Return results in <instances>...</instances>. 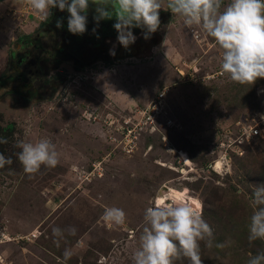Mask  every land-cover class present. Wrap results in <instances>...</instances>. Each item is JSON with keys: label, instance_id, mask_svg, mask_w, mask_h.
<instances>
[{"label": "rangeland", "instance_id": "rangeland-1", "mask_svg": "<svg viewBox=\"0 0 264 264\" xmlns=\"http://www.w3.org/2000/svg\"><path fill=\"white\" fill-rule=\"evenodd\" d=\"M229 2L224 0L223 6ZM165 10H160V20L167 29L172 26L167 37L170 49L176 50L181 39L210 50L214 38L198 27L190 29L191 37L182 33V19ZM89 11L95 15L91 4ZM61 17L65 20L66 15L52 13L28 42L20 39L10 46V65L24 61V50L31 49L27 72L32 69L33 74L26 78L35 77L30 80L37 89L34 100L16 103L20 93L9 85L16 83L7 79L17 74L0 72V80L6 81L5 86L0 84V137L7 140L0 144L3 155L12 160L0 169V264H134L133 254L146 226L145 209L157 199L194 200L201 205L214 234L211 249L201 243L203 264H247L250 257L264 251V241L248 240L250 217L256 210L252 194L264 185V78L254 85L233 82L221 70V52L218 56L195 53L184 61L174 52L169 59L157 60L159 66L142 60L143 74H137L140 61L127 59L128 63L114 65V74L120 75L117 81L134 89L131 95L136 102L130 109L118 108L93 84L94 78L95 82L100 79H96L97 72L108 65L98 64L94 73L83 67L74 69L69 55L59 58L60 47L77 54L78 47H70L71 42L86 35L71 34L67 23L56 28ZM96 26L92 19L87 30ZM140 31L142 37L133 45L120 46L117 58L126 52L146 57L143 44L157 43L158 38L151 34L144 39ZM94 50L90 47V56ZM12 51L21 54L20 58ZM165 86L170 91L164 119H170L173 126L165 125L162 118L154 130L141 119L140 111ZM123 119L127 127L136 122L141 126L128 153L119 144L125 133L119 128ZM256 124L259 135L240 137L242 127ZM40 138L56 145L60 162L54 168L42 166L40 173L29 178L18 159L17 142ZM218 161L221 166L216 169ZM73 168L81 173H74ZM111 206L124 210V225L103 221L105 207ZM53 227H74L76 234L65 232L66 239L57 243ZM218 243L226 246L217 248ZM65 248L73 253L67 261ZM175 264L190 262L182 258Z\"/></svg>", "mask_w": 264, "mask_h": 264}, {"label": "clouds", "instance_id": "clouds-1", "mask_svg": "<svg viewBox=\"0 0 264 264\" xmlns=\"http://www.w3.org/2000/svg\"><path fill=\"white\" fill-rule=\"evenodd\" d=\"M42 22L52 16V9L67 12V29L73 35L87 31L90 4L94 6L93 20L99 26L102 20L115 18L113 27L117 40L127 49L136 40L133 28L143 30L144 39H149L161 26L160 10H170L182 19L188 29L198 27L214 38L223 50L221 70L233 82L254 85L264 78V0H24ZM223 6V10L222 9ZM56 28H63V18L56 21ZM93 33L96 29L93 28ZM97 38H99L97 36ZM110 55L115 51L110 49ZM0 143L7 140L0 137ZM18 159L23 171L34 177L42 166L54 168L60 162L56 145L47 138L35 142L20 140ZM12 160L0 153V169L10 165ZM256 210L250 217L249 242L264 241V185L253 192ZM123 209L105 207L102 219L106 224L122 226L126 223ZM146 226L139 238V247L133 254L134 264H175L187 258L190 264H203L201 243L211 249L214 234L203 218L202 212L189 203L161 202L159 199L144 212ZM76 234L74 227L61 229L53 227L56 242ZM224 243L215 244L223 249ZM72 251L65 248L63 256L67 261ZM247 264H264V251L250 257Z\"/></svg>", "mask_w": 264, "mask_h": 264}, {"label": "crops", "instance_id": "crops-1", "mask_svg": "<svg viewBox=\"0 0 264 264\" xmlns=\"http://www.w3.org/2000/svg\"><path fill=\"white\" fill-rule=\"evenodd\" d=\"M17 1L18 0H0V72L2 69L3 72L8 70L12 74H17L16 78L7 79V81H10V83H16V84H9V85L10 87L13 86V89L17 90L18 94L20 93L19 95L17 94L19 101H16V103L22 104V100H26V102L30 101L31 99L34 100L33 97H35L37 93L36 92L37 89H35L34 87L30 85L31 84L30 80L32 79V77L26 78V74H29V72H27V69L29 68V65H30L28 64L30 58L26 57L24 62H21V63L18 62L16 64L11 63L10 65L9 64V56H10L9 53L11 52L10 49L13 47V45H15L18 42L20 38L32 35L46 21L42 22L39 19L38 14L33 9L31 10L25 9L24 7H22V5L19 6V3ZM53 11L55 14L58 13V15H61L58 9L54 8L52 9V12ZM165 11L170 12V10H167V8ZM93 16H94V12L89 11L88 12V22L89 23L93 19ZM114 20L115 18L108 20L110 22L111 27L109 24H107L106 20H104L103 24H101L98 27L97 26L95 27L96 33H93V31H91L89 28V30L86 31V35L82 36L79 41L81 44H78V52H76L77 54H74V52L69 53L70 51H68L67 52L68 54L65 53V55L62 58L65 59V57L69 55L70 58H73L72 63L74 64L73 65L74 69L84 67L85 71H91L94 73L96 71H93V70L98 64L104 65L105 63V65H108L106 67L101 68L97 72L99 75L96 77V79H99V78L100 79L95 82V78H94L93 84L96 87V89L99 90L102 94L109 95V101L112 102L114 105H116L118 108H120L121 106H124L127 109L128 108L130 109V106L134 104L136 101L131 95L134 89L125 87L120 81H117L120 75L114 74L116 72V71L114 72L115 64L122 63V62L128 63L126 61L127 59L135 60L138 62L140 61V63L137 66V69H138L137 74H143L144 71L142 70L143 69L142 60L144 61L149 60V62L154 61L159 66V63L157 62V60L164 61V57H167L169 59V55H171L174 52L178 53L179 54L178 57H181L183 61L186 56L193 57L195 53L200 54L201 52H205L206 55L208 54L212 55V53L214 52L216 56H218V52H221L223 54V50L216 44L214 39H212L213 41L209 42L210 50H206V51H204L205 49L203 50L199 49L200 44L199 43L196 44L195 42H193V40L190 42V44H187L185 41L184 43H182L181 39L179 40V45L176 50L170 49L169 44H167V37H169L168 30L172 26L171 24H169L168 25L169 29H167V27L164 26L165 23H163L160 26V28L155 33L152 34L154 36H157L158 38L157 43L143 44V47L144 46L146 47L145 49L147 52L146 57L145 56L143 57L142 55H139L137 53L136 55H134V53L126 52L123 56L117 58V55H118L117 53L121 45L119 44L117 40L118 33L113 27ZM104 30H106L107 33H104ZM140 30H141L140 28L132 29L133 34L136 36V40L142 37ZM191 31L192 30L183 26L182 33L189 34V36L191 37V34H190ZM97 36L99 38H97ZM93 41H96V43H94ZM99 43L100 45H104V46H100V47H104L103 49L98 48ZM109 43H115L116 45L109 46ZM137 46H139V44H137ZM82 47H85V48L80 50V48ZM90 47L95 48L94 51H97V52H93L92 56H90V53H88V50L90 49ZM110 47L111 49L115 51V55L109 54ZM156 47H159V48L161 47V50L154 51ZM213 48L214 50H211ZM140 50L141 49H138L139 52ZM103 54L104 55L106 54L107 56L105 55L102 57L101 55ZM20 55L21 54L16 53V56H18L19 58H20ZM87 58L88 60H86ZM173 61L175 60L173 59ZM125 66L129 67L127 66V64H125ZM30 72H31L30 74H33L32 71ZM178 73H180V71H178ZM108 75L109 77L110 76L113 78L115 77L114 78L115 81H112V80L109 81ZM134 80H136V78ZM5 82L6 81H3L1 85L5 86L6 85ZM17 83L20 84L23 88L25 87L23 91H19L20 90L19 88L21 86L18 85ZM135 93L136 92H134L133 95H135ZM88 128L89 127H87L86 129ZM81 132H84V131L81 130Z\"/></svg>", "mask_w": 264, "mask_h": 264}, {"label": "built area", "instance_id": "built-area-1", "mask_svg": "<svg viewBox=\"0 0 264 264\" xmlns=\"http://www.w3.org/2000/svg\"><path fill=\"white\" fill-rule=\"evenodd\" d=\"M20 2H22V7H24L25 9L31 10V7L28 6L24 0H21ZM218 74H222V72H218ZM170 88V87H168ZM170 91V89H166V86L164 88H162V90H160L159 92L155 93V96L149 101V103L147 104L146 107H143L140 111V113H142V115H140L141 119L142 116L144 117L146 123H148V128L154 129L156 130V126H158V120H162V118L164 119V114H165V98L167 96V93ZM137 112V110H135ZM139 112V111H138ZM123 120H121V122H119L121 124L120 127H123L121 130L124 131L125 133L122 137L121 142L119 143L121 146V150L125 151L126 153L131 152V142L132 140L135 139V134H136V129L137 127H141L140 124H136L134 123L132 126L131 124L127 127V123L125 122V124H123ZM130 122V121H129ZM165 123V125H171L172 121L170 119L163 121ZM133 123V122H132ZM111 125H115V122ZM118 126V124H116V127ZM114 128V127H113ZM260 133V128L259 125L256 124L254 126H244L242 127V132H241V136H246V137H254L256 135H259ZM133 136V137H132ZM123 141L125 143H123ZM240 141V140H239ZM242 142V140L240 141ZM73 172H80V170L78 169H73ZM77 180L79 178H76Z\"/></svg>", "mask_w": 264, "mask_h": 264}, {"label": "trees", "instance_id": "trees-1", "mask_svg": "<svg viewBox=\"0 0 264 264\" xmlns=\"http://www.w3.org/2000/svg\"><path fill=\"white\" fill-rule=\"evenodd\" d=\"M52 13H54V11H53ZM57 14H58V13H57ZM42 27H44V24H42L41 27H40L37 31L41 30ZM29 37H30V36H25V37L20 38V39H22V40H23V43H24V42H28V41L30 40ZM20 39L18 40V42L20 41ZM80 39H81V38L78 39V36H77V39L74 38V41L71 42L70 47H71V46H72V48H73V47H78V44H81V43L79 42ZM30 50H31V49H30ZM30 50H24V53H25V57H24V58H26V57H29V58H30V54H31ZM58 51H59V54H60V52H61V54L59 55V58H62V57L65 55V53H67L68 51L73 52L74 50L71 51V49H66V48H64V47H60V49H59ZM23 56H24V55H23ZM62 59H63V58H62ZM24 61H25V60H24ZM24 61L21 60V62H24ZM60 62H61V61H60ZM83 68H84V67H83ZM30 69H31V68H30ZM31 71H32V69H31ZM77 71H78V70H77ZM30 73H31V72H30ZM30 73H29V74H30ZM77 73H79V72H77ZM32 78H35V77H32ZM3 81H4V80H3ZM3 81L0 80V84H2ZM0 153L3 154V151H1V144H0Z\"/></svg>", "mask_w": 264, "mask_h": 264}, {"label": "bare ground", "instance_id": "bare-ground-1", "mask_svg": "<svg viewBox=\"0 0 264 264\" xmlns=\"http://www.w3.org/2000/svg\"><path fill=\"white\" fill-rule=\"evenodd\" d=\"M220 166H221V162L218 161V163H217V165H216L215 168L218 169ZM174 191L175 190H173V192ZM187 201H189L188 203L191 204V205H193V207L196 208L197 210H199V211L201 210V205L199 203L195 202L194 200H187ZM165 202H167V201H165Z\"/></svg>", "mask_w": 264, "mask_h": 264}, {"label": "flooded vegetation", "instance_id": "flooded-vegetation-1", "mask_svg": "<svg viewBox=\"0 0 264 264\" xmlns=\"http://www.w3.org/2000/svg\"><path fill=\"white\" fill-rule=\"evenodd\" d=\"M60 13H61L62 16H65L66 15L65 20H63V25H66V23H67V20L66 19H67V17H68L69 14L67 12H61V11H60ZM54 15H58V14H55L54 13Z\"/></svg>", "mask_w": 264, "mask_h": 264}, {"label": "water", "instance_id": "water-1", "mask_svg": "<svg viewBox=\"0 0 264 264\" xmlns=\"http://www.w3.org/2000/svg\"><path fill=\"white\" fill-rule=\"evenodd\" d=\"M66 12V11H65ZM19 63H21V60L18 61Z\"/></svg>", "mask_w": 264, "mask_h": 264}]
</instances>
